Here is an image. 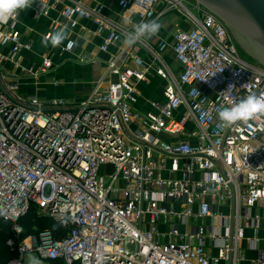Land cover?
<instances>
[{
  "label": "built area",
  "instance_id": "2783aa9c",
  "mask_svg": "<svg viewBox=\"0 0 264 264\" xmlns=\"http://www.w3.org/2000/svg\"><path fill=\"white\" fill-rule=\"evenodd\" d=\"M60 3L62 18L47 35L74 31L89 19L105 34L101 50L108 51L131 30L110 20L100 2L39 0L35 15ZM118 5L138 7L140 21L176 10L190 26L176 28L171 45L120 46L79 102L23 91L17 69L38 79L53 57L46 53L41 65L23 66L21 52L31 45L19 16L0 23V216L12 223L15 238L7 245L17 252L7 264H26L28 253L61 264H241L247 249L258 250L255 264H264V249L258 238H245L244 223L247 211L264 207V118L229 128L218 119L223 107L250 93L264 95V66L244 59L226 24L196 0ZM170 46L177 74L161 57ZM75 47L70 36L62 49ZM138 47L149 50L166 80L165 100L150 101L153 109L144 114L135 105L150 65ZM222 204L234 209L233 231L230 219L223 232L202 222ZM32 206L55 222L70 218L67 235L56 238L44 228L19 239L18 221Z\"/></svg>",
  "mask_w": 264,
  "mask_h": 264
},
{
  "label": "crops",
  "instance_id": "0c3cea01",
  "mask_svg": "<svg viewBox=\"0 0 264 264\" xmlns=\"http://www.w3.org/2000/svg\"><path fill=\"white\" fill-rule=\"evenodd\" d=\"M39 0H35L31 8L21 11L19 14L18 27L21 30L23 40L30 43V49H24L21 59L23 66H39L43 62L46 53H50L53 57V66L48 73L41 75L38 79L30 77L23 71L17 69L18 81L23 91L37 93L46 97H64L72 99L76 102L82 101L94 88V86L103 78L106 73L108 61L114 55L120 46H123V40L112 45L108 51L101 50L103 36L98 34L96 26L89 19L81 18L79 25L74 31L66 29L69 37H76V47L73 51H64L63 44L58 48H52L49 44L44 47L41 43L44 36L52 30L53 24L62 18L61 10L63 3L52 7L46 16L35 15L36 6ZM73 1V0H72ZM83 2L88 5H94L98 2L103 3L104 14L113 22L119 23L121 26L132 30V26L124 23L126 16L131 17L133 22H140V9L136 6L122 8L118 5V0H74ZM158 12L162 11V6L157 7ZM155 20H158L163 27L160 32L145 41L152 47H157L162 40L172 43V33L176 28H189V23L176 10L161 14ZM137 54L142 57L145 62L150 65L149 82L141 83L138 87V102L135 107L140 114H144L152 110L150 101H164V87L166 80L157 73L156 64L153 62L152 56L146 47H138ZM163 61L169 67L173 74H177L181 69L180 64L176 61L173 50L170 46L162 55ZM5 68H10L6 62L3 63ZM16 70V69H15ZM59 80V84H55L53 80ZM105 81L103 85L105 86ZM180 109H183L181 107ZM137 123H133L132 128H136ZM163 138L173 140V136L163 135ZM196 142L195 139H191ZM232 213L230 204H222L215 206L213 217L206 218L202 222L208 224L215 231L220 228L223 232L224 227L228 225L230 215ZM250 219H245L247 225L245 230V238H258V248L264 249V207H255L247 211ZM223 236V233H221ZM242 246H246V241L241 242ZM259 254L258 250H245L246 259L241 264H255Z\"/></svg>",
  "mask_w": 264,
  "mask_h": 264
},
{
  "label": "clouds",
  "instance_id": "9594fccd",
  "mask_svg": "<svg viewBox=\"0 0 264 264\" xmlns=\"http://www.w3.org/2000/svg\"><path fill=\"white\" fill-rule=\"evenodd\" d=\"M34 2L35 0H0V23L16 19L21 11L31 8ZM124 23L132 26V30L123 34L122 42L128 47L156 36L163 27L158 20L133 22L128 16L124 18ZM68 38L67 30L62 28L45 35L41 43L44 47L50 44L52 48H58ZM262 118H264V95L256 93H250L239 102L223 107L218 113V119L225 128ZM69 222L70 218H65L61 224L66 226ZM28 264H42V262L36 256L29 255Z\"/></svg>",
  "mask_w": 264,
  "mask_h": 264
},
{
  "label": "water",
  "instance_id": "95a60500",
  "mask_svg": "<svg viewBox=\"0 0 264 264\" xmlns=\"http://www.w3.org/2000/svg\"><path fill=\"white\" fill-rule=\"evenodd\" d=\"M228 27L239 48L264 66V0H196ZM217 166L223 167L217 161ZM234 209L230 218L233 231Z\"/></svg>",
  "mask_w": 264,
  "mask_h": 264
},
{
  "label": "trees",
  "instance_id": "16d2710c",
  "mask_svg": "<svg viewBox=\"0 0 264 264\" xmlns=\"http://www.w3.org/2000/svg\"><path fill=\"white\" fill-rule=\"evenodd\" d=\"M36 209L32 206L26 216L21 218L18 223L23 227V232L19 239L24 238L29 233L41 230L44 228H49L53 231L56 238H62L68 233V226H64L59 222H55L50 218L40 217L36 215ZM10 238H15V231L13 229L12 223L2 216H0V245L6 244L7 247L1 246L2 251L8 250L9 256L5 259L2 258L1 264H7L9 260L17 256V252L12 251L7 245ZM17 239V241L19 240ZM50 264H61L59 261H53Z\"/></svg>",
  "mask_w": 264,
  "mask_h": 264
},
{
  "label": "rangeland",
  "instance_id": "374dc122",
  "mask_svg": "<svg viewBox=\"0 0 264 264\" xmlns=\"http://www.w3.org/2000/svg\"><path fill=\"white\" fill-rule=\"evenodd\" d=\"M240 54L247 61L252 62V63H257V61L254 58H252L251 56H249L248 54H246L241 49H240ZM104 171H105L104 170V167H102L101 168V173H104ZM36 215L39 216V214L37 212H36ZM1 246L7 247L5 243L3 245H0V264L2 263V258H5L6 259L9 256L8 250L5 249L4 251H2ZM29 255L36 256L42 262V264H50V262L47 259L42 258L37 253H28L25 256V262H26V264H28V256Z\"/></svg>",
  "mask_w": 264,
  "mask_h": 264
}]
</instances>
